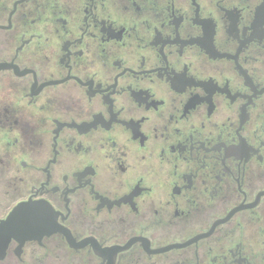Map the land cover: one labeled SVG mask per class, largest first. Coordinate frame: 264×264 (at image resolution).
Instances as JSON below:
<instances>
[{"label":"flooded vegetation","instance_id":"flooded-vegetation-1","mask_svg":"<svg viewBox=\"0 0 264 264\" xmlns=\"http://www.w3.org/2000/svg\"><path fill=\"white\" fill-rule=\"evenodd\" d=\"M27 203L0 264H264V0H0V222Z\"/></svg>","mask_w":264,"mask_h":264},{"label":"water","instance_id":"water-1","mask_svg":"<svg viewBox=\"0 0 264 264\" xmlns=\"http://www.w3.org/2000/svg\"><path fill=\"white\" fill-rule=\"evenodd\" d=\"M32 206L30 203L21 204L0 222V256L11 239L18 240L22 236L29 237L32 230L42 231L44 229L41 227V223L44 222L41 212L31 211L30 207Z\"/></svg>","mask_w":264,"mask_h":264}]
</instances>
